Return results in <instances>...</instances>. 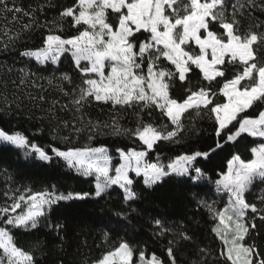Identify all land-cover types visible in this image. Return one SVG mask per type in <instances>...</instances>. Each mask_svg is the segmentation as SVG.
<instances>
[{
    "label": "snow or ice",
    "instance_id": "snow-or-ice-1",
    "mask_svg": "<svg viewBox=\"0 0 264 264\" xmlns=\"http://www.w3.org/2000/svg\"><path fill=\"white\" fill-rule=\"evenodd\" d=\"M44 7L26 10L16 6V0H0V11L13 13V21L18 19L15 14L28 18L22 32L46 30L42 46L26 49L21 56L43 68L55 65L57 69L62 58H71L79 83L69 72L47 78L49 85L58 81L55 87L67 97L64 104L53 100L48 112L60 104L62 111L73 114L72 121H63L73 133L87 131L92 141L110 129L112 135L133 139L139 150L117 148L118 164H113L107 146L51 147L49 154L22 132L0 128V142L23 150L26 156L35 154L46 163L59 158L80 176L94 178V191L88 192H62L55 185L39 192L28 187L12 195L6 192L11 203L0 205V264H41L47 255L46 242L37 240L26 249L18 244L14 231L38 229L61 202L103 199L117 187L123 207L112 215L122 226L138 212L133 207L142 198L138 181L151 193L169 182L185 186L181 195L207 212L212 221L208 231L222 247L217 250L204 243L182 223L170 226L153 218V235L169 237L166 259L123 237L109 245L115 230L109 228L102 235L107 250L84 264H264V236L257 223L264 224V143L251 147L248 159L233 155L214 181L201 167L202 160L245 135L264 139V0H73L55 19L42 22L37 13ZM8 31H4L5 48L22 35L10 36ZM18 71L19 85L41 87L39 69L26 66ZM92 101L111 105L110 122L87 117L85 108ZM129 110L134 127L120 123L122 113ZM154 113H159L155 119ZM193 113L213 124L214 147H189L182 154L164 157L159 146L182 144L183 121ZM63 139L71 141L70 136ZM205 180L215 184L216 193L227 196L222 207L206 198ZM45 226L54 235V247L63 251L64 225L49 221ZM186 251L190 256L179 258Z\"/></svg>",
    "mask_w": 264,
    "mask_h": 264
},
{
    "label": "trees",
    "instance_id": "trees-1",
    "mask_svg": "<svg viewBox=\"0 0 264 264\" xmlns=\"http://www.w3.org/2000/svg\"><path fill=\"white\" fill-rule=\"evenodd\" d=\"M16 0V6L29 9L38 5H45L44 11L38 12L40 21L53 20L57 17L62 7L70 6L73 0ZM9 6H12L11 3ZM7 15V19H5ZM13 13H3L0 11V128L6 131H20L28 139L44 148L51 154V147H59L67 150L68 147H98L107 146L110 155L113 157V164H118L119 156L117 148L129 150L136 148L139 150L138 143L126 136H115L110 134V129H105L104 134H99L94 140H88V132L80 134L73 133L70 128L63 126V121H72L73 114L68 110H61L60 104L67 103L64 97L53 85L47 83V78L59 77L62 72H69L73 75V80L79 83V77L73 71L70 57L62 58L59 68L49 65L43 68L20 55L26 49H35L42 46V37L46 34L44 28L34 29L30 32H22V23H28V18L21 14L16 21H13ZM9 30L10 36L22 32L21 38L14 44L5 43L8 37L4 31ZM68 31V24H65ZM70 34V33H69ZM29 67L33 71L39 69L42 79L37 80L41 87H31L30 85H19L18 77L21 73L20 68ZM11 69V71H9ZM195 85L196 77H192ZM16 81V83H13ZM66 88L69 86L64 85ZM180 94V93H176ZM43 95L41 101L39 96ZM35 97V99L30 98ZM58 100L52 107V101ZM88 118L93 121L110 122L114 114L110 104L92 101L85 108ZM123 118L120 123L123 126L134 127L135 117L131 110L122 113ZM159 113L153 114V119ZM186 135L183 136V143L161 144L159 151L164 157L182 154L185 148L193 147L207 150L215 145V134L213 124L207 118L196 117L192 114L191 118L183 121ZM70 136V143H65L63 137ZM263 143L262 139L244 136L238 142L228 143L222 149H218L208 160L201 161V167L207 175L214 181L218 178V173L226 170L227 161L235 154L242 158L251 157V147ZM154 159V155L152 157ZM166 162V161H165ZM130 175L134 176V173ZM207 185L204 190L208 193L209 200L215 199L218 207H222L227 202V196L215 192V184L205 180L202 182ZM55 185L58 191H94V178H85L69 169L59 158L51 163L39 160L35 154L25 155L24 151L12 145L0 142V205L11 203L7 200L5 193L12 195L16 189L31 188L33 192L43 191ZM137 190L142 192V198L133 207L138 209L137 213H132L130 220L124 222L122 226H117L112 213L123 207L121 190L114 187L110 194L103 199L90 198L86 200H73L61 202L54 205L47 218L42 220L38 229L25 232L22 230L14 231V235L20 246L28 249L37 240L47 244V255L41 259V264H59L63 260L64 264H84V261H91L100 256L107 250V246L102 241V235L109 228L115 229L111 234L109 245L123 237L141 248L146 249L148 254L155 252L157 255L166 259L165 247L169 237H156L153 235V218H161L170 226H179L181 223L190 232H193L201 241L219 250L222 245L220 240L214 239L209 233L212 224L207 212L198 209L195 203L185 198L181 193L186 191L185 186L174 182L166 183L155 193L143 190V185L138 181ZM194 191H197L194 189ZM259 190H257L258 192ZM18 194V193H17ZM251 199V197H249ZM49 221L64 225V233L67 236V243L64 250L54 247V235L45 226ZM261 235L264 236V224L257 221ZM261 251H264V242L261 244ZM190 252H182L181 259L188 258Z\"/></svg>",
    "mask_w": 264,
    "mask_h": 264
},
{
    "label": "rangeland",
    "instance_id": "rangeland-1",
    "mask_svg": "<svg viewBox=\"0 0 264 264\" xmlns=\"http://www.w3.org/2000/svg\"><path fill=\"white\" fill-rule=\"evenodd\" d=\"M259 139H261V138H259ZM263 140V143H264V139H262ZM119 159V158H118ZM18 212L20 211V210H17Z\"/></svg>",
    "mask_w": 264,
    "mask_h": 264
}]
</instances>
